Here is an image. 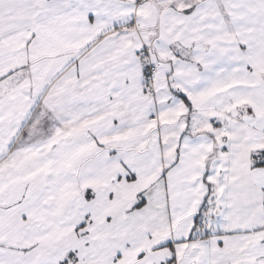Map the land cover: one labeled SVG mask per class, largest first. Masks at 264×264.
Wrapping results in <instances>:
<instances>
[{
    "label": "snow or ice",
    "instance_id": "1",
    "mask_svg": "<svg viewBox=\"0 0 264 264\" xmlns=\"http://www.w3.org/2000/svg\"><path fill=\"white\" fill-rule=\"evenodd\" d=\"M0 264H264V0H0Z\"/></svg>",
    "mask_w": 264,
    "mask_h": 264
}]
</instances>
